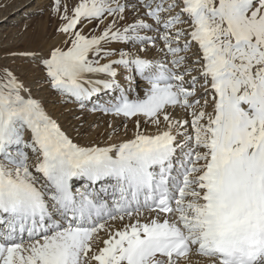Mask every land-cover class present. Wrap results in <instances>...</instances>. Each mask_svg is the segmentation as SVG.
<instances>
[{
    "label": "snow or ice",
    "instance_id": "snow-or-ice-1",
    "mask_svg": "<svg viewBox=\"0 0 264 264\" xmlns=\"http://www.w3.org/2000/svg\"><path fill=\"white\" fill-rule=\"evenodd\" d=\"M45 8L0 55V264H264V0Z\"/></svg>",
    "mask_w": 264,
    "mask_h": 264
},
{
    "label": "rangeland",
    "instance_id": "rangeland-1",
    "mask_svg": "<svg viewBox=\"0 0 264 264\" xmlns=\"http://www.w3.org/2000/svg\"><path fill=\"white\" fill-rule=\"evenodd\" d=\"M45 6H37L36 2H32V0H0V55H3L5 48H24L31 46L34 34L43 30L46 26L48 27V31H51L46 8L42 16H30V13L35 14ZM26 9L32 12L26 13ZM25 24L30 25L27 32H24ZM88 113L93 114L86 111L83 115ZM96 136L98 134H95Z\"/></svg>",
    "mask_w": 264,
    "mask_h": 264
},
{
    "label": "bare ground",
    "instance_id": "bare-ground-1",
    "mask_svg": "<svg viewBox=\"0 0 264 264\" xmlns=\"http://www.w3.org/2000/svg\"><path fill=\"white\" fill-rule=\"evenodd\" d=\"M33 1L36 2L37 6H41V5L44 6V5H47L49 2V0H32V2ZM25 12L30 13L32 11L29 9H26ZM6 15H7V13H6ZM49 107L51 108V106H49ZM62 112H63V115H60V113H62ZM53 114L59 116L61 123L64 124L65 127H68L70 123L71 124L77 123V121L74 119V115H80L81 113H80L79 109L75 108V106H73V112H71V113L64 111V109L60 108V106H56V108L53 110ZM83 120L86 122V125L92 124V123L99 125L98 129H93L91 132L92 137L95 138V134L103 132L107 128L108 122L112 119L107 117V116H102L100 113H95L92 115L88 113L86 115H83ZM113 122L116 124L120 123V121H118V120L113 121Z\"/></svg>",
    "mask_w": 264,
    "mask_h": 264
}]
</instances>
